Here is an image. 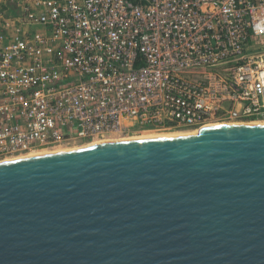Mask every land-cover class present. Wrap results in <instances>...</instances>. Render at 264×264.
I'll return each instance as SVG.
<instances>
[{
    "label": "built area",
    "instance_id": "obj_1",
    "mask_svg": "<svg viewBox=\"0 0 264 264\" xmlns=\"http://www.w3.org/2000/svg\"><path fill=\"white\" fill-rule=\"evenodd\" d=\"M264 0H0V161L264 122Z\"/></svg>",
    "mask_w": 264,
    "mask_h": 264
},
{
    "label": "water",
    "instance_id": "obj_2",
    "mask_svg": "<svg viewBox=\"0 0 264 264\" xmlns=\"http://www.w3.org/2000/svg\"><path fill=\"white\" fill-rule=\"evenodd\" d=\"M0 264H264V122L0 162Z\"/></svg>",
    "mask_w": 264,
    "mask_h": 264
},
{
    "label": "rangeland",
    "instance_id": "obj_3",
    "mask_svg": "<svg viewBox=\"0 0 264 264\" xmlns=\"http://www.w3.org/2000/svg\"><path fill=\"white\" fill-rule=\"evenodd\" d=\"M261 41L263 42L264 41V37L261 38ZM249 55L253 56V55H259V54H264V45L262 46H257V47H254V48H251L249 50ZM261 119H257V118H251L249 119V121H245V122H260ZM226 122V121H225ZM240 122V121H239ZM192 129H177V130H172V131H167V133H170V132H178V131H190ZM149 132V131H148ZM152 132H155V133H166V132H156V131H152ZM138 135H142V133L138 134ZM130 136H136V135H130ZM107 139H115V138H107ZM107 139H104V140H107ZM87 142H82V143H79V144H75V145H71L69 147H75V146H81V145H87L86 144ZM68 147V148H69ZM64 149V148H62Z\"/></svg>",
    "mask_w": 264,
    "mask_h": 264
},
{
    "label": "bare ground",
    "instance_id": "obj_4",
    "mask_svg": "<svg viewBox=\"0 0 264 264\" xmlns=\"http://www.w3.org/2000/svg\"><path fill=\"white\" fill-rule=\"evenodd\" d=\"M178 132H180V131H178ZM150 133H155V132H152V131H149V132H148V131H145V132L142 133V135H143V134H150ZM166 133H167V132H166ZM122 137H124V136H122ZM122 137H112V138H122ZM107 140H111V139H107ZM102 141H104V140H94L93 142H102ZM93 142H91V143H93ZM86 144H87V143H86ZM88 144H90V143H88ZM59 149H62V148H59ZM59 149H56V150H59ZM51 151H55V150H46V151L43 150V151H39V152L31 153V154H29V155H22V156H19V157L30 156V155H36V154H42V153H47V152H51ZM19 157L5 159V160L0 161V162L13 160V159H16V158H19Z\"/></svg>",
    "mask_w": 264,
    "mask_h": 264
}]
</instances>
